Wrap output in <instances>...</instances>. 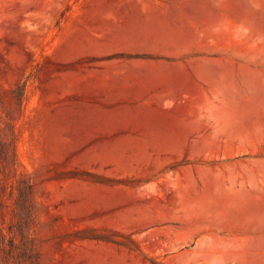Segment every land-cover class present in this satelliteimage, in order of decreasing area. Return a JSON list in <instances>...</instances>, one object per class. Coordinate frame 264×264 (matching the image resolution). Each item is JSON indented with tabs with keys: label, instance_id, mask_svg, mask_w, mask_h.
Instances as JSON below:
<instances>
[{
	"label": "rangeland",
	"instance_id": "rangeland-1",
	"mask_svg": "<svg viewBox=\"0 0 264 264\" xmlns=\"http://www.w3.org/2000/svg\"><path fill=\"white\" fill-rule=\"evenodd\" d=\"M0 264H264V0H0Z\"/></svg>",
	"mask_w": 264,
	"mask_h": 264
}]
</instances>
